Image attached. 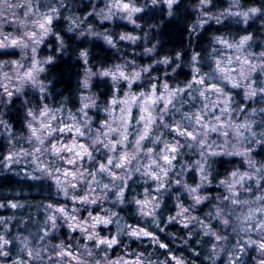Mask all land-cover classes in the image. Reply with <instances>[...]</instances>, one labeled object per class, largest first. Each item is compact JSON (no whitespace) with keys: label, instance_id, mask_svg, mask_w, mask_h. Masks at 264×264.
<instances>
[{"label":"clouds","instance_id":"clouds-1","mask_svg":"<svg viewBox=\"0 0 264 264\" xmlns=\"http://www.w3.org/2000/svg\"><path fill=\"white\" fill-rule=\"evenodd\" d=\"M0 264H264V0H0Z\"/></svg>","mask_w":264,"mask_h":264}]
</instances>
